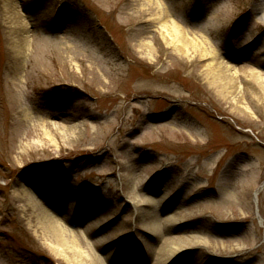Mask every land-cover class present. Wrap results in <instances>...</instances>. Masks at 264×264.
Wrapping results in <instances>:
<instances>
[{"label":"rangeland","instance_id":"1","mask_svg":"<svg viewBox=\"0 0 264 264\" xmlns=\"http://www.w3.org/2000/svg\"><path fill=\"white\" fill-rule=\"evenodd\" d=\"M255 72L264 0H0V264H264Z\"/></svg>","mask_w":264,"mask_h":264},{"label":"bare ground","instance_id":"2","mask_svg":"<svg viewBox=\"0 0 264 264\" xmlns=\"http://www.w3.org/2000/svg\"><path fill=\"white\" fill-rule=\"evenodd\" d=\"M160 19H161V17L160 16H158ZM162 24V26H163V28H164V30L167 32V34H168V36H169V39H170V43L171 44H174L175 45V47H177V49L178 50H180V51H187V52H189L190 51V47H192V48H196V50L197 49H199V51H200V53H201V55H202V57H206L208 60H209V62L210 63H208V66H207V69L209 70L210 69V71H212V70H214V69H216V71L217 72H221V74H224V73H226V71H225V69H223L222 67H220L221 65H222V62H217V64L215 63V59H216V54H215V52H213V51H202V50H200V49H203V47L204 46H202L201 45V43H199V42H197V41H195V40H193V39H189L186 35H185V33H184V30L183 29H181L176 23H174V22H172V23H166V24H163V22L161 23ZM205 49V48H204ZM209 53H211V56H210V58H209ZM215 63V64H214ZM255 74L257 75V76H259L262 80H264V76H261L260 74H258L257 72H255ZM219 76L218 75H216V79L218 78ZM26 188V191L28 192V193H30V187H28V186H25ZM139 196V195H138ZM137 196V200L138 201H151V199H152V202H154L155 203V201H159L158 203H162L163 204V202H162V198H163V196H161V195H159V197H153V198H148L147 197V195L144 197V199H142V198H139ZM67 200L71 203V204H73V200H72V197L71 196H68V198H67ZM165 206V205H164ZM163 206V207H164ZM166 208V207H165ZM164 208V209H165ZM93 214H95V212H93ZM160 214V213H159ZM159 214H158V212H157V210L156 211H154V214H153V216L157 219V217H159ZM176 220H178V218L175 216V214H171V216H168V217H166L164 220H163V222H165V224H167L168 225V223H174ZM134 226V225H133ZM147 228H149V229H151V232L154 234V235H156L157 237H161V236H163L162 234L164 233L163 232V225H161V223H159V221H158V223L157 222H155V223H153V224H151V226H149L148 225V227ZM65 232V230H63V233ZM62 241H63V243L65 244V245H67V246H69L70 245V240L67 238V237H63L62 239H61ZM183 240L181 239V238H178V242H182ZM197 242H200V243H204V240L203 239H197L196 240ZM147 244V243H146ZM177 244V243H176ZM144 243L142 244V247H144ZM172 247H174L176 250H175V252H176V254H181V253H184V251L186 250V246H178V245H171ZM71 249H72V251H71V253L73 254V255H75V260H76V262H78L79 264H90V263H86L84 260H86V258H84L83 259V257H82V255L84 256V255H86L84 252H81V250L79 249V246H77L76 245V247H72V246H69ZM149 249H148V251H150V247H148ZM157 248V249H156ZM66 251H68V250H66ZM70 251V250H69ZM152 251L154 252V254H156L157 256H160V254L162 253V254H164V250L163 249H161L160 250V248L159 247H155V249H152ZM161 252V253H160ZM149 253V252H148ZM175 253H174V251L172 252V253H170V255H171V257L174 255ZM86 257L88 258V255H86ZM162 257V256H161ZM175 258V256H173V259ZM83 259V260H82ZM172 259V260H173ZM169 260V259H168ZM167 260V261H168ZM169 261H171V260H169ZM159 262V261H158ZM166 261H164L163 263H161V264H164Z\"/></svg>","mask_w":264,"mask_h":264}]
</instances>
